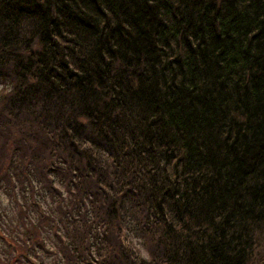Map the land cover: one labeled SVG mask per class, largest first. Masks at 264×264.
<instances>
[{"label":"trees","instance_id":"16d2710c","mask_svg":"<svg viewBox=\"0 0 264 264\" xmlns=\"http://www.w3.org/2000/svg\"><path fill=\"white\" fill-rule=\"evenodd\" d=\"M0 82V264H264V0H0Z\"/></svg>","mask_w":264,"mask_h":264},{"label":"rangeland","instance_id":"374dc122","mask_svg":"<svg viewBox=\"0 0 264 264\" xmlns=\"http://www.w3.org/2000/svg\"><path fill=\"white\" fill-rule=\"evenodd\" d=\"M2 87H3V83L0 82V88H2ZM37 198H38V195H37ZM13 203H14L13 194H7L4 191H0V229H2L1 227L5 223L4 219H6V215H9L11 213V210L13 208ZM40 208L45 209L46 207L40 206ZM2 235H4L3 229L0 232V238H2ZM130 243L133 246L134 252L137 254V256H140V257H146L147 256L146 251L143 249V247L141 246V243L139 242V240L136 237L132 236ZM0 249H1V247H0ZM0 253H1V250H0ZM44 259H46V258L44 257L43 261H44ZM36 261H38V260H36ZM39 261H41V259Z\"/></svg>","mask_w":264,"mask_h":264}]
</instances>
